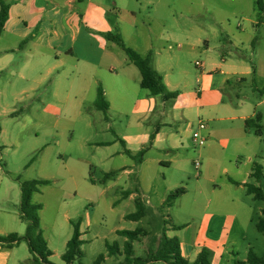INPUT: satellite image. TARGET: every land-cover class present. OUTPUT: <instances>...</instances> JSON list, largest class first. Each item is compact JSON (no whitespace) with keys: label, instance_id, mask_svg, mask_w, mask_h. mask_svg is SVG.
<instances>
[{"label":"rangeland","instance_id":"374dc122","mask_svg":"<svg viewBox=\"0 0 264 264\" xmlns=\"http://www.w3.org/2000/svg\"><path fill=\"white\" fill-rule=\"evenodd\" d=\"M9 1L5 0L6 3ZM118 1L120 10L117 14H110L109 21L117 22L116 28L124 30L128 44L148 45L156 66L161 63L169 67L168 70L171 68L167 82L173 92L184 94L183 99L171 101L166 106L167 110L172 108L176 122L157 114L143 127L131 126L126 130L123 125L127 118L113 111L116 126L109 130L106 116L95 110L92 101L84 104L79 115L62 113L48 116L34 110L15 114L0 112V191L8 192L11 202L6 205L15 219V226H23L19 216L20 185L10 177V173L26 180H51L50 186L40 190L35 200L43 206L40 218L53 251L50 259L53 264H66L62 255L73 233L70 220L83 221L84 232V256L73 264H97L101 255L103 259L99 264H124V246L128 239L119 236L118 230L143 229L147 232V235L133 241L131 264H142V258L156 254L164 235L178 238L182 243L181 252L187 258H193L190 255L193 249L197 245L204 246V234L196 245L194 243L197 240L194 226L201 222L207 206V199L199 194V189L203 188L208 193L212 191V185L204 175L206 177L215 171L216 176L223 177L221 168L224 166L232 172L236 165L246 170L257 165L264 167V139L257 138L253 132V149L240 157L231 156V150L220 145L225 138L224 131L231 125H242V122L237 121L233 125L226 120L208 121L206 109L203 110L205 89L202 79L197 80L200 69L195 65L196 62H206L207 68H213L214 63L226 59L241 65L240 72L244 68L250 69L251 75L244 76V82L239 79V85L223 86L224 101L231 102L236 109L243 104L241 109L245 114L260 115L264 132V94L260 93L264 89V23L259 24L257 0ZM112 47L118 53L119 62L123 65L129 63L119 46L113 44ZM131 67L141 76L137 67ZM0 81L4 90L0 100L2 104L16 109L30 103L42 105L40 101H28L26 96L22 100L15 98L14 92L27 86L14 87L12 83H6L4 77ZM43 93L44 87L38 92L44 100ZM199 119L205 120L209 129L214 126L219 131L215 139H209L204 147H199L192 138ZM130 120L135 119L130 117ZM156 124L161 125V131L155 135V140H161L159 149L150 147L141 164L131 160L134 167L131 175L120 171L115 180L103 183L104 174L117 166V158L106 160V157L123 149L119 141L113 144V130L126 136L128 139L124 140L129 143L139 140L140 145H131L138 152L142 149V140L146 141V146L150 144ZM212 141L220 142L215 143L221 154L220 164L214 165L208 159V146ZM101 142L109 145L97 148ZM249 156L251 163H248ZM197 160L202 164L199 169L195 167ZM162 161L170 162V167L164 168ZM252 182L264 191V170L262 180L251 179ZM168 186L174 188L172 191L186 189V194L170 207L164 203L160 205L158 201L159 192ZM126 191L134 196L124 197ZM245 197L252 205V221L247 225L245 239L234 247L241 262L247 258L249 250L264 256V233L259 232L256 226L262 217L264 202L254 200L247 193ZM136 199L143 204L145 217L139 221L128 220L126 215L136 211ZM2 215L6 214L0 212V217ZM25 233L26 230L22 234ZM112 245L117 249L109 254L108 246ZM15 255L19 264H34L35 257L25 241ZM10 264H14V260ZM214 264L226 263L218 259Z\"/></svg>","mask_w":264,"mask_h":264},{"label":"crops","instance_id":"0c3cea01","mask_svg":"<svg viewBox=\"0 0 264 264\" xmlns=\"http://www.w3.org/2000/svg\"><path fill=\"white\" fill-rule=\"evenodd\" d=\"M125 1L131 2L130 0ZM6 4L9 5L10 9L8 20L0 36V78L4 77L6 83H12L14 87L27 86V88H21L14 92L16 99L22 100L26 96L28 101H40L42 105L30 103L16 109L15 106L9 107L0 101V112L15 114L34 110L41 111L48 116L62 113L79 115L82 114L86 102L95 103L98 88L101 86L109 103L108 110L106 112L101 111L106 116L105 120L109 130L116 126V121L112 117L113 111H116L117 115L127 118L123 125L126 130L130 129L131 126L143 127L146 122H152V118L158 115L161 117L168 116L172 121H177L172 108L167 110L166 107L171 101H164L160 96L154 97L150 95L148 90L142 89L140 86L141 76L131 67L134 65L129 61L126 65L119 62L118 53L112 47L116 43L106 38V34L118 31L126 46L132 47L142 57L151 55L153 67L162 75L167 89L173 92L167 82L171 68L168 70L169 67L161 63L156 66L155 57L152 56L148 45L140 47L137 44H128L124 30L116 28L117 22L109 21L110 14H117L120 10V8L118 9V0H10ZM195 65L200 69L196 75L197 80L202 79L205 89L204 99L206 102L203 110L206 109L205 116L208 121L226 120L233 122V125L234 122H242V125H231L224 131L225 138L221 142L222 144L212 141L213 143L208 146L209 161L214 165L220 162L221 154L218 153L215 143H220L228 151L231 150L230 155L233 157L244 155L245 152L254 147L251 137L252 131L245 128V121L253 118L256 114H245L241 109L244 107L243 104L239 109H236L231 102L226 103L223 86L239 85V79H245L244 76L249 77L251 75L250 69L244 68L245 70L240 72L241 65L230 63L226 59L214 63L213 68H207L209 65L206 62H196ZM210 74L211 76H209ZM43 87L44 100L42 96H38V92ZM3 96L4 90L0 87V100ZM183 96L184 94H178L176 100L183 99ZM95 110L98 109L95 107ZM130 117L135 120L131 121ZM199 121H204L206 124V129L202 131L206 143L209 139L214 140L219 131L214 126L209 129L205 120L199 119ZM160 126V124H156V132L150 136L148 146H146V141L142 140V149L138 152H135L137 149L132 148L131 145H140L139 140L129 143L128 140H124L128 139L126 136L121 135L118 130H113L115 134L113 144L119 141L123 149L110 153L106 157V160L117 158V166L105 173H116V176L110 180H115L120 171L127 176L133 173L134 167L131 160L135 159L126 151L136 155L141 150H146V156L150 147L159 149L161 140H155V135L159 132ZM97 145V148H100L101 146H108L109 143L101 142ZM145 156L141 162L135 160L137 164L143 163ZM251 162L252 159L249 156L248 163ZM161 165L164 168H169L170 162L162 161ZM221 170L224 174L223 177L216 176L215 171L207 174L206 177L204 175V178L212 185L211 192L208 193L203 188L199 189V194L207 199V206L201 222L194 226L197 231V240H194V243L196 245L198 238L204 234V246L197 245L193 249L190 253L193 258H187L182 253L183 257L190 263L196 261L203 249L210 252L211 264L216 263L218 259L226 264H232L234 261L241 262L238 260L239 254L235 253L234 247L237 242L245 239L247 225L252 221V205L245 197V186L251 183V179H253L251 177L253 168L246 170L244 167L241 168L240 165H236L234 172L230 171L227 166ZM200 181L198 180V182ZM92 183L95 181L92 180ZM171 187L163 188L159 192L158 201L160 205L165 204L167 197L173 192L172 189L174 188ZM45 188L47 186L40 190ZM1 193L0 191V212L6 215L0 217V235L6 236L17 233L21 236L26 230V224L15 226V219L12 217L13 215H10L9 212L11 211L6 205L9 201L8 192ZM37 195L39 193H35L33 196L35 203H39L35 200ZM128 196L133 197L134 194L126 191L124 197ZM262 210L263 208L261 214ZM42 211L43 208L39 213L40 216ZM40 221L44 238L52 253L49 258L51 259L53 251L46 238L41 218ZM70 222L72 225L80 222L81 240L84 242L83 221L70 220ZM73 234L74 225L72 236ZM20 246L21 244L9 248L0 245V264H10L12 260H14V264H19V259L15 257V254ZM180 247H182L181 242ZM246 260L247 258L243 262Z\"/></svg>","mask_w":264,"mask_h":264},{"label":"trees","instance_id":"16d2710c","mask_svg":"<svg viewBox=\"0 0 264 264\" xmlns=\"http://www.w3.org/2000/svg\"><path fill=\"white\" fill-rule=\"evenodd\" d=\"M256 8L259 15V24L264 23V0L256 1ZM9 5L0 0V36L4 30L5 24L9 16ZM259 26V25H258ZM106 38L109 41L115 42L125 52L127 59L130 63L136 66L141 74L140 86L142 89L148 90L150 95L156 97L160 96L164 101H174L178 97L177 92H170L165 83L162 75L153 67L151 61V55L142 57L135 50L126 46L122 35L119 32H110L106 34ZM253 74H255V67L253 66ZM241 81H244L242 79ZM264 94V89L260 91ZM95 107L103 112H106L109 108V103L106 100L103 88H98L97 97L95 101ZM245 128L252 131L257 137L264 139L263 127L261 125V116L256 115L253 118H249L245 121ZM137 162H141L145 156L146 150H141L136 155H132L129 151H126ZM264 167L257 165L253 167L251 177L257 182H260L263 178ZM116 173L111 172L104 175L103 182L114 178ZM10 177L19 183L20 185V204H19V216L20 219L26 224V233L23 236L17 233L10 235H0V245L12 248L25 241L28 244L30 253L35 257L34 264H53L50 262L51 251L48 248V244L44 238V233L41 227L40 211L43 206L40 203L33 201V195L40 192V189L44 186L51 184L50 180L46 179H23L20 175L10 173ZM246 193L253 197L254 200L264 202V191L257 185L249 183L245 186ZM186 193L185 188H180L172 193L166 199L165 204L170 206L176 199L180 198ZM136 211L134 213L126 215V219L132 221H139L145 217V209L141 201L138 199L135 202ZM74 234L71 240L68 242V247L63 255V260L66 264H73L76 260H80L84 256L82 250L83 241L81 240L80 222L73 223ZM259 232L264 233V208L262 210V217L256 224ZM120 236H124L128 239L124 246V254L126 255L124 264H131L134 256L133 241L137 240L140 236L147 235V232L143 229L135 231L121 230L118 231ZM117 249L116 245L108 246L109 254L114 253V249ZM103 259V255L99 256L97 264ZM139 261L141 259H138ZM164 262L166 264H211L210 252L207 249H203L199 254L195 262L190 263L186 260L181 252L180 242L177 238H168L163 236L159 243V248L156 254L149 256L147 259L142 258V264L151 262ZM236 264H264V256L260 257L253 250H249L247 260L245 262H238Z\"/></svg>","mask_w":264,"mask_h":264},{"label":"built area","instance_id":"2783aa9c","mask_svg":"<svg viewBox=\"0 0 264 264\" xmlns=\"http://www.w3.org/2000/svg\"><path fill=\"white\" fill-rule=\"evenodd\" d=\"M197 65H199L197 63ZM206 129V124L204 121H199L198 122V128L197 130L193 133V141L195 144H197L199 147H203L206 144V138L202 135V131ZM195 167L196 169H199L201 167V163L197 160L195 161Z\"/></svg>","mask_w":264,"mask_h":264}]
</instances>
